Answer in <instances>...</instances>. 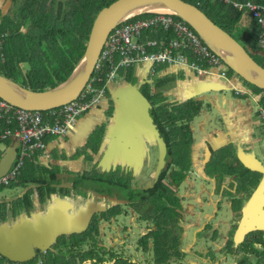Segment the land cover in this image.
<instances>
[{
  "label": "rangeland",
  "instance_id": "obj_1",
  "mask_svg": "<svg viewBox=\"0 0 264 264\" xmlns=\"http://www.w3.org/2000/svg\"><path fill=\"white\" fill-rule=\"evenodd\" d=\"M210 1L215 3L217 0ZM218 1L232 2L230 0ZM191 2L199 5L211 19L230 32L231 35H233V37H235L249 52L252 51L245 42L246 36L243 35L247 32L253 36L254 34L251 31H243L244 29H242L239 25L244 22L242 25L247 27L254 19L259 22L257 18H253L250 15L248 7H243V4H240L239 1L232 2L234 6H237V10L242 12L241 15L243 14L242 18L239 17V22L237 20L235 22L230 20L227 21L225 18L223 19L224 14L217 13L211 7L205 6L206 0H195ZM14 8V4L9 2L6 13L11 15ZM16 10H18V7ZM262 17H264V14ZM28 25L29 21H27L22 28L26 30ZM263 34L264 27L260 26L257 34L255 35L256 42L259 37L263 36ZM258 47L259 44H257V48ZM251 54L259 63H264L263 59L257 54L253 52H251ZM48 60L50 62L52 61L51 58H48ZM141 64L142 63L132 64V72L135 73L137 68L142 67ZM155 67L156 65H152L148 72H154ZM193 72L196 77H200L201 73L196 70H193ZM11 77L18 83L28 86V80L23 78L22 74L16 73ZM120 77L121 76H117L113 82H109L106 86L101 85L103 89V97L106 98V105L104 109L105 115L109 116L111 112H114L115 106H117V102L113 100L111 93L108 91V87L112 84H119ZM182 77L183 73L180 72L179 74H176L175 79H181ZM131 81L132 82L130 83H136L137 77ZM148 83L150 86L153 84L150 81H148ZM243 85H245L244 87L246 89L250 90L247 84L243 83ZM33 87L40 86H35L34 84ZM175 87V83L172 80L166 82L162 86H158L153 92L157 91L160 93V95L164 97V102L173 103L177 106L185 103L187 100H190L188 99L189 97L176 98L177 93ZM142 90L144 92L148 91L150 100L154 103V106H157V101L152 99L149 88L142 86ZM222 93L227 94L228 91H221L218 95L217 102L208 100V97L214 98L213 93L209 94L207 91L205 94H200V97L198 98L202 100L199 101V111L197 114L193 115L191 119L192 121H189V125L192 130L190 136L192 139L191 163L188 168H185L179 173V175L182 176L181 179L175 176L174 179L172 178V183L165 180V183L162 182L160 184L162 189H170V191L173 192V194L170 195L173 197L171 198L169 194H165L164 191H162V197H168L162 198L160 200V205L162 208L165 206L168 211H173L172 215L174 218L170 220V224L172 221L174 222V231L175 234L178 235V242L180 244V252L177 257L171 256L168 259H164L161 257L160 253L157 254V225L155 222L153 223L151 220L142 217V214L137 213L148 209L149 214L154 215L157 218V203H152L149 208L148 206L142 205V202H138L134 205L137 212L134 210V207L130 205L132 200L138 198L142 199L145 196H149V199L151 198V194L148 195L145 189L150 187V185L155 181L158 157L157 142L154 136H152L151 133L147 136V133L145 132L139 135V132L135 133L132 130L134 137L135 134L139 135L140 144L143 146L139 149L140 152L133 147V154L127 157V155L123 152V146L119 143L117 150H114V146H112V149L114 150V166H112V168L115 169L119 167L120 169L116 170H120V175L98 173L108 172L106 170L109 168V164H106L103 168L96 164L90 168L86 167L89 169L84 171L89 175H93L92 171L93 169H96L98 170L95 173L96 175L105 178L114 176L115 184L123 183V185L129 186L128 188L126 187L125 189L124 187L120 190L116 189V192L113 191L111 194L101 193L100 196L89 191L87 187L84 186H82V190L79 188H68L66 192L57 191L55 194H59L61 196L47 198L43 204L38 206L35 204L30 212L24 217H20L21 214L16 216L13 214V209L20 211L18 209L20 206H18V202L15 201V197L14 199L11 198L10 200L5 201L4 204L6 208L4 211L1 210L0 213L3 221L0 225L7 224L9 228L6 232L12 237H5L2 234V229H0L1 244L6 248L11 247L15 254L11 257L12 259H9L7 255H3L0 252V264H20V262H23L20 258H27L24 261L28 264L30 262L32 264H59L60 260H64L65 262L70 260L72 257L76 259L72 264H100L99 261L101 260L99 259H104L102 264H114L116 260L115 258H122V261H117L116 264H229L232 262L233 256L231 257L229 254L226 255V251L229 238L232 239L230 227L233 225V222H231L233 215L230 207V198L223 197L222 187L225 185L228 186L227 184L232 181L233 177L226 176L223 180V185L217 186L216 175L208 174L210 170L207 168L205 163L210 156L209 145L213 150H216L220 146L231 144L230 159L226 161H233L235 164H240L237 158L236 150L239 144L244 150H254L255 156L264 166V107L262 102L259 100L258 95H254V97L250 98H246L245 96L240 98L242 103L241 106L247 108V112L249 114L251 113L252 116L259 118V121L258 124L255 125V129L252 130L253 135L250 137V142L246 143L241 140V143H236V147L233 142L236 140H232L231 132H229L230 129L223 121L222 110L224 107L222 106ZM226 97L230 100H236V98H234L230 93L227 94ZM194 98H196V96ZM88 110L80 114L76 118V121ZM121 113L123 116L127 118L129 117L128 113L123 110V107ZM170 117L177 121L178 127L185 128L187 126V121L184 120L183 114L177 112L174 113L173 116H169V119ZM95 127L98 129H104L105 124L96 125ZM242 130L248 131L249 127L247 125H243ZM120 134L124 138L127 135L125 130L120 132ZM217 134L219 136L226 134L228 138L223 143L212 140L211 136L213 135L215 137ZM0 136L2 137V135ZM1 137L0 157L5 152L8 145L5 143L7 138L3 139ZM12 139L15 138L11 137L10 140ZM133 139L134 140L131 138L128 139L130 142V148L137 144L136 137ZM130 153H132V149H130ZM30 154L32 157V153ZM108 155L110 156V154ZM118 159L123 162L117 161ZM22 166L25 167L24 164ZM174 166L175 165L173 164L172 170ZM29 174L33 177H37L36 175H39L37 177V180L40 181L39 184L47 188V193L50 194L52 192V189L54 188L50 186L54 184L50 181V176L42 174L40 179L41 172H36L35 169L29 171ZM20 175L18 178H15L14 181L6 183V185H2L0 191L3 195L10 196L15 193L16 189L19 187L17 185V181L19 180ZM177 179L179 181L178 183L176 182ZM88 184L90 186L92 185L91 182ZM95 184L99 186L97 182H95ZM253 185L254 184H250L247 186L253 188L250 194L243 195L241 198L240 210L243 206V202H245L251 193L256 189V185ZM29 186L30 184L25 186L24 189L27 190ZM54 187L58 188L57 185ZM228 188L230 192H235L234 184L231 188L229 186ZM32 193L33 192H27L26 196L31 205L33 204L32 201H30V199H32ZM116 193L117 196H115ZM153 194L156 198L154 202H157V186L154 188ZM128 195L130 198L127 197ZM57 199L61 200L59 205L55 203ZM218 201H221V207L217 206ZM234 204L237 205V201H234ZM73 214L79 215L77 219L79 221L85 222L86 220H89L90 222L88 227L82 231V233L88 234L83 242L81 247L82 249L79 248L78 245L71 247L70 243L65 244L64 242H68L65 238L64 240L59 239L63 232V228L65 227L61 222L53 221L58 216ZM236 217H238V214H236L235 218ZM13 224H15L14 227H11ZM77 228L78 227L75 228V232H81V230L77 231ZM23 233L26 234L25 243L23 244L21 241L15 243L14 239L18 235L21 236ZM33 233L35 234V238L30 237ZM22 246L28 249V254L25 249L23 252L24 255L20 254ZM35 247H40L41 253L33 259L35 255ZM81 255H85L86 259L81 260Z\"/></svg>",
  "mask_w": 264,
  "mask_h": 264
},
{
  "label": "trees",
  "instance_id": "obj_2",
  "mask_svg": "<svg viewBox=\"0 0 264 264\" xmlns=\"http://www.w3.org/2000/svg\"><path fill=\"white\" fill-rule=\"evenodd\" d=\"M15 1L18 7V10H15L16 20L7 17L4 18L0 24V35L2 33H6V36L3 38L0 48V73L6 74L9 77L16 73H22L23 78L28 80L27 87L34 90H44L47 89L48 86L52 87L56 85L69 75L84 50L88 33L95 14L100 8L108 5L114 0ZM186 1L191 2L195 0ZM230 1H240L239 3L252 1L256 2V4L264 5V0ZM232 2H220L217 0L214 3L210 0H206L205 6L211 7L217 13L224 14L223 19L225 18L227 21L230 20L236 22V20H239V17H242V12L237 10V6H234ZM243 7L247 6L243 5ZM148 15L151 14H140L138 16L128 19V21H133L138 18L146 17ZM175 18L178 17L175 16ZM27 21H29L27 29L25 31H21L20 25L26 23ZM242 24H244V22ZM242 24L239 25L242 27V29H244L243 31H251L254 34L253 36L247 32L243 35L246 36V44L249 46L250 50H252L251 52L257 54L264 61V52L262 51V49L256 48L257 45L255 35L257 34L259 24L255 19L252 20V22H250L247 27ZM48 58H51L52 61L50 62ZM22 65L26 67L25 72L22 71ZM261 65L264 66V63ZM132 70L133 68L131 67L126 69H119L118 75L121 77L125 75L130 81V75L132 74ZM226 74L228 76L235 75L228 67ZM240 80H242L244 84H247L249 86V89L251 90H249V92L252 96L256 94L259 96V100L262 102V105L264 107V90L259 89L248 82H245L243 79ZM34 84L35 86L40 87H33ZM142 86H146L147 88H149L148 81L144 80V84L140 86V89L152 104V109L150 110L151 117L153 119V123L155 124L159 132V135L165 142L166 155L165 163L162 166L160 172L155 176V181L150 185V187H147L145 189L148 195L151 194V198L149 199V196H145L142 199L138 198L132 200L130 202V205L134 207L136 203L142 202V205L148 206L150 208L152 203H157V218L154 215H150L148 209L142 210L141 212H137L134 207V210L137 213L142 214V217L151 220V222L153 223L155 222V224L157 225V254L160 253L162 258L168 259L171 256L177 257L179 255L180 244L178 242V235H176L174 231V222L172 221V223L170 224V220L174 218V216L172 215L173 211H168L165 206L162 208V206L160 205V200L164 197H168H162V191H164L165 194H169V196L172 195L173 192H171L170 189H162L160 184L162 182L165 183V180L169 183H172L175 176L181 179L182 176L179 175V173L185 168H188L189 164L191 163L192 139L190 136L192 130L190 128L189 121L192 119L193 115L198 113L200 108L199 101H201L202 99L194 98V100L193 98L189 97L188 99L190 100H187L185 103L177 106L173 103L164 102V97H162L160 93L156 91L155 93L151 94L152 99H154V101H157V106H154V103H152L148 96V91L144 92L142 90ZM177 112L183 114L184 120L187 121V126L185 128L178 127L177 121L174 118L172 119L170 117L169 119V116H173V114ZM10 126L12 125L10 124ZM12 129H14V127ZM98 141L99 132L98 130H96L91 136V143L94 144ZM231 146V144H228L225 146H220L216 150H213L212 147L209 145L210 156L205 164L210 170V172L206 170L208 174L216 175L217 186L223 185V180L226 176L233 177L232 181L227 185L231 188L232 185L235 183V192H230L228 186L225 185L222 187V194L224 195L223 197L230 198V207L235 213V216L236 214L240 216V202L242 200L241 198L243 197V195H245V193H247L245 189L247 188L248 190L250 186H247L250 184H254L253 186L257 185L261 174L259 172L251 171L245 168L240 162V164H235V162L233 161L227 162L226 160L230 159ZM19 150L20 149H18V151ZM27 163L28 159L25 158V167ZM173 164L175 166L172 170ZM25 167L22 166L20 168V172L16 175V178H18L21 174V183H27L25 182V180H22ZM116 171L117 170L111 172H102L100 174L107 173L111 175H120V173ZM89 180L90 177L82 175L81 181H79V183H82L83 186H87ZM39 182L40 181L36 179L32 180V182H29V184H36V189L40 191L43 189V186L39 184ZM92 182L95 185L92 187L96 188L97 192L105 194H111L113 191L116 192V189L120 190L121 188L125 187L126 189V187H129L123 185V183L115 184L114 176L105 178L95 174L92 176ZM95 182H97L99 186H97ZM176 182H179L178 179ZM2 185L3 184H0V189L2 188ZM78 185V183L73 184L75 188H77ZM156 186L158 200L157 202H154L156 198L153 194V191ZM61 190H67V188L62 187ZM26 196L27 194L25 195V197ZM115 196H117V193L115 194ZM127 197H129V195ZM234 201H237V205L234 204ZM217 206L221 207V201L217 202ZM259 232L251 233L247 237L249 243L247 241H244L242 244H239L235 248V250L231 245L232 239L229 238V241L227 243L226 255L229 254L240 256L239 260L241 262V260L244 261V259H246L250 253L256 254L255 249L253 247V243L258 240V237L260 235ZM86 235L88 234H84L82 232H74L68 233L67 235H63L61 237L62 239H67L71 247H75V245H78L79 248H81L84 240L86 239ZM248 244H250V246ZM80 259H86L85 255H81ZM115 259L116 260L114 264H116L117 261H122V258ZM74 260H76L74 257L65 262L64 260H60L59 264H72L74 263ZM99 260H101L99 261L100 264H102V262L104 261V259Z\"/></svg>",
  "mask_w": 264,
  "mask_h": 264
},
{
  "label": "crops",
  "instance_id": "obj_3",
  "mask_svg": "<svg viewBox=\"0 0 264 264\" xmlns=\"http://www.w3.org/2000/svg\"><path fill=\"white\" fill-rule=\"evenodd\" d=\"M12 2L15 6V8L12 10V14L9 15L6 13L8 3ZM240 2V1H239ZM252 2V1H250ZM256 3V2H252ZM17 8V4L15 0H0V24L1 21L4 18H12L13 20H16L15 16V10ZM243 16V15H241ZM249 16V15H248ZM246 17V16H245ZM242 18V17H241ZM7 20V19H6ZM24 24L20 25V30L25 31V29L22 28ZM260 28V25H259ZM258 28V29H259ZM177 35L176 33L171 29H165L163 27H157V29L153 30H146L143 33V36L141 38V41H145L147 39H153L156 41V45L147 47V52H162L169 48H172L174 50V53H180L184 55L187 59V63L193 62L194 56L191 50H183V49H175L173 48V41L176 39ZM259 40V39H258ZM258 42V41H257ZM256 42V43H257ZM255 52V51H254ZM3 58V57H2ZM150 62L145 61L141 65L142 67H139L135 70V73L132 72L130 75V81L127 79V77L124 75L120 78V83L117 85H110L108 87L109 93L111 95H120L121 91L127 90L129 88V83L132 82L133 78L135 79L137 77L136 83H131L135 85L140 86L144 84V80H148L152 82V86L149 84V90L150 93L153 94L155 92V88L158 86H162L168 81H172L175 83V90H176V98L180 97H192L196 98L200 97V95H197L198 93L202 94L205 92L213 93L214 98L208 97L209 101H215L217 102L218 95L221 91H228L227 94H232L236 100H230L226 97L227 94L222 93V106L224 109L222 110V116L224 123L227 124L229 127V132H231L232 140H236L241 143V140L247 142H250V137L253 135L252 130L255 129V125L258 124L259 118L252 116V114L248 113V109L241 106V99L242 97L250 98L254 97L249 92L248 89H246L243 85V82L236 77L235 75H230L228 77H223L221 74H218L217 70H214V73H208L203 74L201 73L200 77H196L192 68H190L188 65L183 64H173V65H159L155 67L154 72L151 74L148 72ZM26 67L22 65V71L25 72ZM180 72L183 73V77L181 79H175L176 74H179ZM220 73V72H219ZM22 74V73H21ZM142 83V84H141ZM49 88V87H48ZM235 89L238 90V92L235 91ZM257 95V94H256ZM199 99V98H198ZM106 98H102L101 101L91 107L85 114H83L79 119L75 122L73 127L67 132V134L64 137H56V136H47L45 138V148L43 150L34 151V153L27 158L28 163L26 164V167L24 168V175L22 176V180H25L27 183H21L20 179L17 181V185L19 186L15 193L10 196H5L0 191V213L1 210L4 211L6 208L5 201L10 200L11 198L18 202V206H20L18 209L20 211H17V209H13V214L20 215V217H24L26 214L30 212V210L36 206L43 204L47 198H52L54 196H61L56 195L55 192L57 191H64L67 190H61L62 187L70 188V189H76L73 184L78 183L79 189L82 190V183L80 184L79 181H81V176H87L90 177V180L88 181L92 183L90 186L87 183V189L94 194L101 195L100 192H97L96 188L92 187L95 186L92 182V176L95 175V173L98 171L96 169H93L92 173L93 175H89L85 173L84 171H87L90 167L95 166L98 164L101 168L105 167L106 164H109V168L106 171H115L117 168H112L114 166L113 162V155L111 154L106 155L104 154V147L107 143V141L110 140V136L107 135V128L109 129L113 125V113L109 116L105 115V105H106ZM117 108V106H116ZM124 110V108H123ZM129 128H132L131 124V118H128L127 120ZM105 124L104 129H98L95 126L96 125H103ZM10 124H6L4 121L1 123V128L9 127ZM12 128H15V125L11 123ZM247 125L249 127L248 131H243L242 126ZM98 130L99 132V141L96 143H91V136L93 135V132ZM135 132V130H133ZM142 131V130H141ZM142 133V132H140ZM218 133V132H216ZM228 135V134H227ZM135 136L138 138L139 142V135ZM226 134H223V136H219L218 134L214 137L211 136V139L214 141H218L219 143H223L227 140ZM123 139V136L120 135V140ZM8 146L12 145L14 143H18V141L15 139H8L5 141ZM138 143V142H137ZM127 147V145H125ZM133 147L136 150H139L140 147L136 144L133 145L132 148H128L129 150L132 149L133 154ZM143 147V146H142ZM18 148V147H17ZM137 153V152H136ZM44 156V157H43ZM117 161H122L118 159ZM123 162V161H122ZM241 163V162H240ZM89 167V168H86ZM35 169L36 172H41L40 179L42 177V174L46 176H50L51 180L54 185L50 186L54 189H52V192L49 194L47 193V188L43 186L42 190L36 189V184L30 183V186L27 188V190L24 189L25 186L29 185V182H32V180H36L39 175H36L37 177L31 176L29 174V171ZM48 174H47V173ZM79 172V173H78ZM116 172L120 173V170H117ZM102 173V172H98ZM53 176V177H52ZM34 178V179H32ZM261 178V176H260ZM32 184V186H31ZM34 185V186H33ZM55 185L58 186V188L54 187ZM236 186V184L234 183ZM253 187H250V192L252 191ZM247 193L245 195L250 194L249 189L245 190ZM27 192H33L32 194V205L28 201V199L25 197ZM264 196V194H263ZM262 196V197H263ZM22 201V202H19ZM61 200H56L55 203L57 205L60 204ZM59 207V206H58ZM252 211L254 213H250V215L246 218L248 223L256 224V223H264V198H261L257 202L254 203L252 206ZM22 210V211H21ZM23 212V213H21ZM232 217L233 225L230 227V231L232 232V240L231 245L233 246L234 250L239 245L242 244L244 241H247L249 243L248 238H245L243 242H235L234 241V235L236 232V229L238 227V222L240 221V216L235 218V213L232 211ZM79 215H61L58 216L53 221L55 222H61L65 228H63V232L61 236L67 235L68 233H74L75 228H80L81 232L84 231L88 224L90 223L89 220H86L85 222L79 221L78 219ZM2 217L0 216V224L2 223ZM15 224H13L11 227H14ZM9 226L7 224L0 225V229H2V234L7 237L11 238L12 236H9L7 234V229ZM233 229V230H232ZM79 232V233H81ZM259 239L253 243V247L255 249V253H250L244 261L239 260L240 256L237 255H231L233 256V261L229 264H264V230L259 232ZM25 236L26 234L23 233L21 236H17L14 239L15 243H18L21 241L23 244L25 243ZM59 237V239H62V237ZM31 238H35V234L33 233ZM64 240V239H63ZM68 241V240H66ZM65 244H68L69 241ZM250 246V244H248ZM247 247V246H244ZM24 249L26 250L27 254L29 253L28 249L24 246L21 248V255H24ZM0 252L3 255H7L9 259H12L13 255L15 254L14 251H12V248H6L1 244V236H0ZM35 259L40 252V247H35L34 249ZM236 254V253H235ZM1 259V258H0ZM27 258H20V260H23V262H20V264H28L24 260ZM1 261V260H0ZM6 264V263H4ZM29 264H32L31 262Z\"/></svg>",
  "mask_w": 264,
  "mask_h": 264
},
{
  "label": "water",
  "instance_id": "obj_4",
  "mask_svg": "<svg viewBox=\"0 0 264 264\" xmlns=\"http://www.w3.org/2000/svg\"><path fill=\"white\" fill-rule=\"evenodd\" d=\"M145 13H166L184 20L200 40L236 76L264 90V66L230 32L215 23L199 5L186 0H114L100 8L95 15L84 50L64 80L44 90H33L18 83L6 74L0 73V98L21 109L41 111L59 107L76 99L90 80L102 47L111 30L118 24ZM128 85L129 88L122 90L120 95L112 96L113 100L117 102V108L115 106L113 125L109 129L107 128L106 131L107 135L110 136V140L105 145L104 154L113 155V151L120 144L123 146L124 154L128 157L131 155L128 148L130 143L128 138L134 140L133 138L136 137L133 136L132 130H135V133H151L157 142V175L165 163L166 145L153 123L149 113L152 104L142 93L140 84L129 83ZM197 95H200V93ZM122 107L128 113V118H131L132 128L128 126V118L121 113ZM121 130L126 131L128 135L126 140L122 141L118 138ZM136 139L137 145L142 148L137 137ZM233 142L235 145L238 143V141ZM112 146H114V150ZM17 147L18 143L9 145L1 155L0 178L5 176L13 167L18 156ZM236 150L237 158L245 168L261 174L256 189L243 202L240 210L241 216L234 235V241L243 242L251 233L264 230V223L250 224L246 219L250 213H254L252 211L254 203L264 198V166L255 156L254 150H244L239 144ZM77 231H80V228H77Z\"/></svg>",
  "mask_w": 264,
  "mask_h": 264
},
{
  "label": "built area",
  "instance_id": "obj_5",
  "mask_svg": "<svg viewBox=\"0 0 264 264\" xmlns=\"http://www.w3.org/2000/svg\"><path fill=\"white\" fill-rule=\"evenodd\" d=\"M245 5L254 17L264 22L260 12L264 9V5L250 2ZM150 14L133 21L122 22L111 30L90 80L76 99L59 107L41 111L21 109L0 98V127L2 121L15 125L14 129L10 125L3 128L0 134L2 137H0H15L20 146V153L13 167L0 178V184L6 185L16 178L25 158L30 156V153L33 154L34 151L45 148L47 136L64 137L80 114L100 102L103 97L101 85L106 86L109 82H113L119 76V69H126L132 64L148 61L151 63L149 69L152 65L183 64L199 73L208 74L217 70L218 74L228 77L224 63L200 40L184 20L166 13ZM157 27L173 30L177 35L173 41V48L191 50L195 60L187 63L186 57L180 53L175 54L172 48L162 52H147V47L156 45V41L153 39L141 41V38L146 30H155ZM5 36L6 33L0 35V48ZM259 46L264 51V36L259 39Z\"/></svg>",
  "mask_w": 264,
  "mask_h": 264
},
{
  "label": "clouds",
  "instance_id": "obj_6",
  "mask_svg": "<svg viewBox=\"0 0 264 264\" xmlns=\"http://www.w3.org/2000/svg\"><path fill=\"white\" fill-rule=\"evenodd\" d=\"M247 2H250V1H246V2H243V3H240V4H243V5H245ZM250 3H252V2H250ZM253 4H256V3H253ZM261 5V4H260ZM246 6V5H245ZM249 9V8H248ZM261 12V17L263 16V14H264V9L263 10H261L260 11ZM249 13H250V15L253 17V18H256V17H254L253 16V14H252V12L250 11V9H249ZM264 17H262V19H263ZM258 19V18H257ZM259 20V19H258ZM257 21V20H256ZM263 21H264V19H263ZM258 22V21H257ZM261 21H259L258 23H259V25L261 26V27H264V22L262 23H260ZM263 36H264V34H263ZM261 37H259V39H260ZM257 44H259V40H258V42L256 43V45ZM257 48V47H256ZM259 49H262L260 46L258 47ZM262 51H263V49H262ZM264 52V51H263ZM252 55V54H251ZM253 56V55H252ZM254 57V56H253ZM255 58V57H254ZM221 60V59H220ZM222 61V60H221ZM225 65V64H224ZM226 66V65H225ZM131 67V66H130ZM227 67V66H226ZM243 82V81H242ZM235 91L236 92H238V90L237 89H235ZM251 91V90H250ZM44 111V110H43ZM3 128H1L0 127V134H1V132L3 131L2 130ZM11 137H8L7 139H10ZM15 138V137H14ZM3 139H6V138H3ZM16 140H17V138H16ZM7 147H8V145H7ZM6 147V148H7ZM18 149H20V146H19V142H18V148H17V150ZM19 153H20V150L18 151V155H19ZM25 161V160H24ZM20 172V171H19ZM12 181H14V180H12Z\"/></svg>",
  "mask_w": 264,
  "mask_h": 264
},
{
  "label": "bare ground",
  "instance_id": "obj_7",
  "mask_svg": "<svg viewBox=\"0 0 264 264\" xmlns=\"http://www.w3.org/2000/svg\"><path fill=\"white\" fill-rule=\"evenodd\" d=\"M141 106H142V105H141ZM139 109L141 110V108H139ZM122 131H123V130H121V132H122ZM120 135H121V134H119V136H118V138H119V139H120ZM147 136H148V135H147ZM127 137H128V135H126V137H125V138L123 137L122 141H123V140H126V139H127ZM128 139H129V138H128ZM127 144H128V143H127ZM127 144H126V145H127Z\"/></svg>",
  "mask_w": 264,
  "mask_h": 264
},
{
  "label": "flooded vegetation",
  "instance_id": "obj_8",
  "mask_svg": "<svg viewBox=\"0 0 264 264\" xmlns=\"http://www.w3.org/2000/svg\"><path fill=\"white\" fill-rule=\"evenodd\" d=\"M149 113H150V115H151V112H150V111H149ZM147 135L149 136V134H147ZM129 148H130V147H129ZM117 149H118V147L115 148V150H117ZM136 156H137V155H136ZM239 162H240V161H239Z\"/></svg>",
  "mask_w": 264,
  "mask_h": 264
}]
</instances>
